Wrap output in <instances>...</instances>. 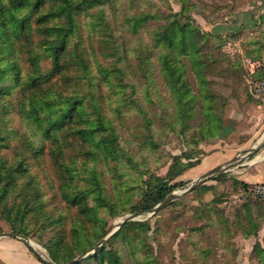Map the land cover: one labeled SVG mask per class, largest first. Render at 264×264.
I'll return each instance as SVG.
<instances>
[{
    "label": "rangeland",
    "instance_id": "1",
    "mask_svg": "<svg viewBox=\"0 0 264 264\" xmlns=\"http://www.w3.org/2000/svg\"><path fill=\"white\" fill-rule=\"evenodd\" d=\"M263 15L264 0H0V235L46 264H264V198L228 172L149 210L206 173L227 111L262 110Z\"/></svg>",
    "mask_w": 264,
    "mask_h": 264
},
{
    "label": "crops",
    "instance_id": "2",
    "mask_svg": "<svg viewBox=\"0 0 264 264\" xmlns=\"http://www.w3.org/2000/svg\"><path fill=\"white\" fill-rule=\"evenodd\" d=\"M238 13L231 15L224 22L207 23L204 29L215 34H225L237 27V21L233 19L237 18ZM241 14L243 15L241 18L246 17L243 11ZM252 19L254 20V17L251 15L248 20L251 22ZM244 21L245 19L242 20ZM253 93L255 94L254 91ZM262 105L261 101L259 106L263 110ZM262 110L255 106L248 108L249 113L244 107L227 111L229 113L227 120L234 122V126L228 125L226 119L223 120V127L217 135L221 136L222 144L204 154L196 167L201 172H208L236 158L234 167L224 171L228 172L226 177L233 176L234 180L245 182L248 188L253 184L264 183V110ZM233 114L239 117L238 126L237 118H234ZM245 119L251 122L250 126L244 127ZM0 260L4 264H46L30 249L28 241L10 235H0Z\"/></svg>",
    "mask_w": 264,
    "mask_h": 264
},
{
    "label": "water",
    "instance_id": "3",
    "mask_svg": "<svg viewBox=\"0 0 264 264\" xmlns=\"http://www.w3.org/2000/svg\"><path fill=\"white\" fill-rule=\"evenodd\" d=\"M236 160H237V159L235 158V159L229 161L226 165L217 166V167L211 169L210 171L204 173V174L201 175L200 177L196 178L195 181L193 182V184L190 185L187 189H185L183 193H181V194H179V193H171V194H169V195H168V196H167L162 202H160L159 204H157L155 207H153V208L151 209L152 214H153V213H156L159 209H161V208L167 206V205H168L169 203H171L174 199L179 198L180 196L185 195V194H187V193H189V192H192V191L197 187V185H198L203 179L208 178V177L211 176V175H214V174H217V173L224 172V171H227V170L232 169V168L234 167V165H235V161H236ZM134 216H135V214H131L129 217L125 218V219L121 222L120 226L123 225L126 221L132 219ZM117 230H118V228H116V229H114L113 231H111V232L108 234V237L112 236ZM6 235H10V236H18V237H20V238H22V239L28 241V243H29V239H28L27 237L20 236V235H16V234H13V233L6 234ZM108 237H106V238H108ZM106 238H105V239H106ZM105 239H104V240H105ZM102 241H103V239L100 240V241L94 246L93 249L97 248V247L102 243ZM93 249H91V250H93Z\"/></svg>",
    "mask_w": 264,
    "mask_h": 264
},
{
    "label": "trees",
    "instance_id": "4",
    "mask_svg": "<svg viewBox=\"0 0 264 264\" xmlns=\"http://www.w3.org/2000/svg\"><path fill=\"white\" fill-rule=\"evenodd\" d=\"M7 27V26H6ZM9 28V27H8ZM194 28V27H193ZM180 31V33L182 34V45H183V50H185L184 51V55L186 56V57H190V59H192L193 60V56H194V54H193V52L191 51V43H189L188 41H187V39H188V37H189V35H188V32H187V29H186V27L185 26H183V28L180 30V28L179 29H177L176 30V33L178 34V32ZM204 34H209V33H207V32H204V31H202ZM14 65L15 66H17V64H16V62H14ZM194 66H195V64H194ZM9 67V66H8ZM7 67V68H8ZM201 69V68H200ZM202 70V69H201ZM220 122V120L218 121V123ZM214 135V134H213ZM198 163V162H197ZM241 184L243 185V186H246V187H248V185L245 183V182H241ZM169 188H168V183H164L163 185H161L160 187H159V201H161L162 202V200H164L168 195H169V190H168ZM155 207V206H154ZM153 207H151L149 210H151ZM29 247H30V249L34 252V254L40 259V260H42V258L40 257V255L33 249V247H32V245H30L29 244ZM1 261V260H0ZM43 261V260H42ZM108 264H119L118 263V260L116 259V258H114L113 256H110V257H108Z\"/></svg>",
    "mask_w": 264,
    "mask_h": 264
},
{
    "label": "built area",
    "instance_id": "5",
    "mask_svg": "<svg viewBox=\"0 0 264 264\" xmlns=\"http://www.w3.org/2000/svg\"><path fill=\"white\" fill-rule=\"evenodd\" d=\"M254 88H255L254 92H255L256 96L259 97L260 100L262 101V104H263L262 106H263V110H264V79L259 80L256 83ZM248 189L255 196L260 197V198H264V183L253 184Z\"/></svg>",
    "mask_w": 264,
    "mask_h": 264
}]
</instances>
